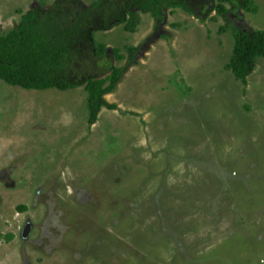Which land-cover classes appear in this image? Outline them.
I'll list each match as a JSON object with an SVG mask.
<instances>
[{"label": "rangeland", "instance_id": "rangeland-1", "mask_svg": "<svg viewBox=\"0 0 264 264\" xmlns=\"http://www.w3.org/2000/svg\"><path fill=\"white\" fill-rule=\"evenodd\" d=\"M53 2L0 0L1 31ZM254 3L238 13L264 30ZM138 20L95 32L107 52L83 72L123 66L153 31ZM223 24L167 10L93 124L84 86L0 79V264H264V58L236 79Z\"/></svg>", "mask_w": 264, "mask_h": 264}, {"label": "trees", "instance_id": "trees-1", "mask_svg": "<svg viewBox=\"0 0 264 264\" xmlns=\"http://www.w3.org/2000/svg\"><path fill=\"white\" fill-rule=\"evenodd\" d=\"M88 1L89 4L83 0H54L50 8L37 4L23 13L11 30L0 29V79L9 85L36 90L84 86L88 94V122L93 124L103 106L115 108L104 96L114 90L123 73L136 63L137 56L156 39L168 38L162 24L169 9H181L200 20L211 17L213 12L222 17L224 24L219 30H230L234 40L227 68L243 83L255 70L257 61L264 58V30L248 26L238 13L240 9L256 11L254 0ZM142 13L153 18V31L137 46L125 47V64L112 66L104 77L83 72V68L93 67L92 61L105 57L107 52L105 44L95 40V32L120 24L125 31L133 32ZM112 51L117 59L124 58L118 49Z\"/></svg>", "mask_w": 264, "mask_h": 264}]
</instances>
